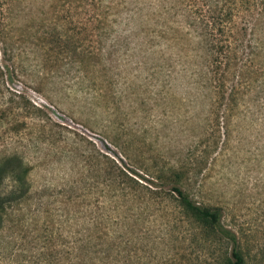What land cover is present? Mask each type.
Returning <instances> with one entry per match:
<instances>
[{"label":"rangeland","instance_id":"374dc122","mask_svg":"<svg viewBox=\"0 0 264 264\" xmlns=\"http://www.w3.org/2000/svg\"><path fill=\"white\" fill-rule=\"evenodd\" d=\"M53 1L0 0V154L30 166L25 231L0 264H45L46 237L59 264H227L231 244L152 176L179 164L199 170L190 197L221 207L248 263L264 264V97L221 119L189 71L167 68L165 44L144 53L123 24L99 36Z\"/></svg>","mask_w":264,"mask_h":264},{"label":"trees","instance_id":"16d2710c","mask_svg":"<svg viewBox=\"0 0 264 264\" xmlns=\"http://www.w3.org/2000/svg\"><path fill=\"white\" fill-rule=\"evenodd\" d=\"M51 6L66 7L67 12L71 9L70 20L74 16L79 28L92 24L99 36H110L113 25L139 29L144 53L152 44H165L160 51L163 55L169 51L167 68L189 71L196 78L194 83L208 90L211 112L221 119L228 121L249 93L253 100L264 97V0H54ZM4 12L0 5V28ZM71 39L67 45H73L75 51L81 45ZM53 41L61 45L64 40L56 37ZM102 54V49L93 48L84 56L95 62ZM4 106L0 105V119L8 109ZM29 172L20 153L0 154V247L8 248L16 237L22 240L26 218L21 208L30 199ZM198 175L199 170L179 164L152 176L170 182L176 202L231 244L227 264H249L248 251L237 232L223 225L221 207L190 197L192 190L202 193ZM112 194L116 196L115 191ZM51 239L46 237L44 245H39L38 260L59 264L63 258L58 251V255L46 252Z\"/></svg>","mask_w":264,"mask_h":264}]
</instances>
